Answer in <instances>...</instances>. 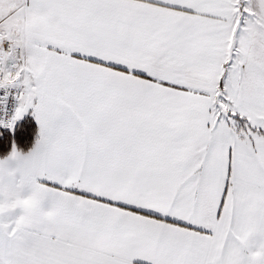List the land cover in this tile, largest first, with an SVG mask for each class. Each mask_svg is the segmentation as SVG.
<instances>
[{
  "label": "snow or ice",
  "instance_id": "snow-or-ice-1",
  "mask_svg": "<svg viewBox=\"0 0 264 264\" xmlns=\"http://www.w3.org/2000/svg\"><path fill=\"white\" fill-rule=\"evenodd\" d=\"M264 264V0H0V264Z\"/></svg>",
  "mask_w": 264,
  "mask_h": 264
},
{
  "label": "crops",
  "instance_id": "crops-1",
  "mask_svg": "<svg viewBox=\"0 0 264 264\" xmlns=\"http://www.w3.org/2000/svg\"><path fill=\"white\" fill-rule=\"evenodd\" d=\"M136 264H143V262H139V261H137Z\"/></svg>",
  "mask_w": 264,
  "mask_h": 264
}]
</instances>
